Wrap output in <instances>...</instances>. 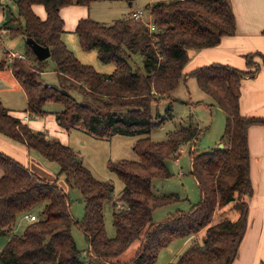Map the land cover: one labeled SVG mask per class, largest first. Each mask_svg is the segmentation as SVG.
Segmentation results:
<instances>
[{
	"label": "trees",
	"instance_id": "trees-1",
	"mask_svg": "<svg viewBox=\"0 0 264 264\" xmlns=\"http://www.w3.org/2000/svg\"><path fill=\"white\" fill-rule=\"evenodd\" d=\"M97 1L120 0H16L25 24L5 23L0 28L49 47L51 56L39 60L27 45V60H4L0 68L7 66L12 71L26 93L27 111L35 117L48 113L47 104H61L56 120L66 131L81 129L102 140L115 135L139 136L134 145L138 160L108 163L125 185L112 214L116 235L108 236L104 217L113 184L97 179L69 145L23 124L0 99V134L57 162L59 174L70 188L80 190L85 202L84 217L75 220L69 194L57 179L45 180L0 151V234L10 233L21 215L43 208L23 235H11L0 251V264H156L160 252L173 241L192 237L195 239L169 264H233L248 228L249 200L254 194L248 130L252 125H264V117L242 115L241 87L244 79L255 77L260 69L255 57L264 56L246 54V70L212 63L185 74L191 49L217 47L224 37L236 33L235 12L230 0L157 1L145 6L155 32L145 18L136 20L132 15L112 24L91 17L78 22L75 33L81 48L97 50L102 63L115 65L113 73H101L81 62L62 39L65 22L61 9ZM36 5L44 6L45 19L36 14ZM138 55L145 58L142 66L134 61ZM50 59L55 62L58 85L43 78ZM186 75L196 78L201 90L226 113L223 147L197 151L194 145L201 133L197 123L172 131L161 141L151 138L152 130L166 120V116H155L153 107L162 99L173 102ZM71 89L83 94L85 102L78 101ZM168 107L171 110V104ZM184 145L191 146V173L202 198L189 212L178 211L156 223L155 210L181 198L175 193L157 194L154 180L173 176L168 162L179 158ZM232 209L239 213L237 219L230 218ZM74 225L88 240L86 258L73 236ZM200 232L204 235L197 238ZM137 239L141 244L135 254L127 262L120 261Z\"/></svg>",
	"mask_w": 264,
	"mask_h": 264
},
{
	"label": "rangeland",
	"instance_id": "rangeland-1",
	"mask_svg": "<svg viewBox=\"0 0 264 264\" xmlns=\"http://www.w3.org/2000/svg\"><path fill=\"white\" fill-rule=\"evenodd\" d=\"M91 5L92 16L94 20L104 22L106 24H112L115 20L123 18L129 15L130 10H143L146 5V0H134L133 6L130 9L127 1L121 0L118 3L109 5V2L97 1ZM100 6L101 9H97ZM105 7V8H104ZM35 8L40 10L44 9L43 5H36ZM45 10V9H44ZM145 17L149 20V13ZM2 16V24L8 23L9 25H17L21 23L25 24V21L19 18V9L16 0H0V18ZM39 16V15H38ZM40 17V16H39ZM90 17V16H89ZM144 17V18H145ZM18 18V20H17ZM92 18V17H91ZM98 18V19H97ZM68 26L70 27V21L68 20ZM1 31V29H0ZM69 33V32H68ZM79 41V40H78ZM27 44L23 36L15 35L11 36L9 31L0 39V62L5 60L6 50H12L18 53H25ZM81 52L84 50L79 47ZM79 53V52H78ZM84 54H96L95 60H88L84 56L78 58L85 64L92 65L89 61H95L96 64L102 65L99 62L97 50L89 51ZM258 58V57H257ZM144 56L138 55L135 57V63L137 66H142L144 63ZM88 61V62H85ZM94 62V63H95ZM55 62L50 59L48 61V70L44 80L52 85H58L59 82L54 78L52 73H48L50 68L54 66ZM95 67V66H94ZM96 68V67H95ZM97 69V68H96ZM3 70L10 71L8 67ZM98 70V69H97ZM99 71V70H98ZM101 72V71H99ZM113 72V71H112ZM111 72V73H112ZM2 83L0 89V95H2L6 101L15 108L25 109V101L22 100L21 94L16 91H11V86L5 80ZM72 93L78 101L85 102L83 94L76 89H71ZM176 99L170 103L168 99H162L158 105L153 107V114L166 116L164 124L156 126L150 136L154 141H161L167 138L168 134L177 129L186 127L193 124H198L201 129V133L196 139L197 151H209L216 147H220L223 144L224 132L226 128V113L216 107L215 101L212 96L201 90L196 78L191 77L187 83H181L178 90L174 93ZM213 102L212 105H210ZM208 103V104H207ZM171 104V110H168ZM47 107L53 106L63 108L61 104H47ZM51 132L52 130L49 129ZM47 132V131H46ZM68 136L71 139L72 149L82 158L83 163L88 167L94 176L102 181H109L114 186V192L112 198L107 200L104 204V217L107 234L113 238L116 235V231L112 222V214L115 210L114 203H120L119 197L125 187L123 181L117 176L116 173L108 168L109 161L117 162L119 160H138V156L134 151V145L136 144L139 136H127V135H115L109 140L96 139L92 135L85 133L84 131L72 130ZM50 137V136H49ZM50 139H58L52 138ZM190 145H184L182 147L181 154L177 160H170L168 162L169 168L173 173V176L169 179H156L153 186L154 191L157 194H170L175 193L180 196V200L176 203H172L160 208H157L154 212L153 218L156 223H163L168 220L169 216L177 213L178 211L189 212L192 207L198 204L202 198L201 190L191 173V157H190ZM32 155L39 156V152L31 150ZM40 166L44 175L42 178L47 180L57 179V183L64 185V189L68 192L71 203V213L75 220H81L85 215V202L82 198V194L77 188H69L65 183V177L63 174H59L60 166L57 162L48 161L43 156H39ZM47 176V177H46ZM51 177V178H48ZM62 188V187H61ZM232 203L226 207L231 208ZM42 206L37 207L33 213L40 217L42 213ZM231 219H237L239 213L232 211L229 213ZM29 220L23 217H19L15 227L10 233L0 234V251L6 246L11 235H23L26 226L29 224ZM73 236L79 249L82 251V257L86 258L88 253V240L84 232L78 225H74L72 228ZM204 235L200 232L197 238H201ZM182 243V239L173 241L168 247L164 248L158 257L156 264H169L173 260H176L178 256L187 248V246L178 252V247ZM141 240H135L126 251L119 257L122 262H127L135 254L137 248L140 246Z\"/></svg>",
	"mask_w": 264,
	"mask_h": 264
},
{
	"label": "crops",
	"instance_id": "crops-1",
	"mask_svg": "<svg viewBox=\"0 0 264 264\" xmlns=\"http://www.w3.org/2000/svg\"><path fill=\"white\" fill-rule=\"evenodd\" d=\"M124 1H127L128 6H130L131 9L134 0ZM157 1L170 0H146V5L152 4ZM105 2H109V5H113L115 3H118L119 1ZM230 2L237 20L236 33L232 36L224 37L221 44L217 47L203 50L191 49L189 51L190 61L184 69L185 74H188L195 68L212 63L227 64L239 69L246 70L248 68L245 59L246 54L260 53L264 56V0H230ZM95 4H97V2ZM91 6L92 5H71L61 9V15L65 22V32L62 35V39L67 47L74 54H76L78 58L81 59L83 58L82 56H84L88 60H95L96 54H84L85 51L81 52L79 50L80 43L75 33L77 24L82 18L90 16L95 19V17L92 16ZM44 9L40 10L39 8L34 7L36 14L39 15L42 19L46 18V11ZM97 9H101L100 6H97ZM137 10L139 9L130 10L129 15H132L133 12ZM142 11L144 12V17L148 15L145 11V7ZM145 19L147 18L145 17ZM1 20L2 16L0 18V21ZM68 20L70 21V27L68 26ZM99 22H101V19ZM257 57H255L254 60L261 66L256 76L253 78L247 77L242 81L240 106L241 113L244 116L264 117V59L259 56ZM89 62H91L92 66H95L99 71H101V73L111 74V72L115 70V65L113 63H102L99 60L102 65H98L95 61ZM3 69L4 68H0V89H3L1 82H4L5 80L8 84H10L12 88L11 91H16L21 94L22 100L25 101L26 106L25 109L15 108L9 103H6L4 97L0 95L1 101L3 102L4 106L10 111V113L13 116L17 117L23 124L30 126L33 130L45 133L48 138H50L51 136L52 138H59L61 142L72 147L71 139L68 134L72 130L77 129L66 131L59 125L56 120L55 113L62 110V107L60 109L53 106H46L45 109L48 113L43 117H35L31 115L27 111L28 101L26 93L20 86L12 71H5ZM48 73H52L51 75H54V78L58 82H60V79L55 71V64L52 68H50V71ZM46 74L47 71L43 73V77H45ZM189 78L191 77L186 75V80H184L182 83L186 84ZM48 84L52 83L49 82ZM174 98L176 99V96H174ZM212 104L213 102L210 105ZM49 129H51L52 132ZM78 130L81 131V129ZM248 145L251 156L250 175L254 187V194L249 200L250 213L248 228L240 245L237 258L233 264H264V125H252L249 128ZM31 150L32 149H29L26 145L13 141L0 134L1 152L13 157L38 176L39 174L44 175V172H42V168L40 166V154L39 156H36V154L32 155ZM65 184L68 186L67 183ZM60 187L64 189V185L62 183L60 184ZM64 191L66 190L64 189ZM24 216L27 219L26 215ZM20 217H23V215H21ZM14 227L15 225L13 226V228ZM194 239L195 237L183 239L182 243L178 247V252L183 250Z\"/></svg>",
	"mask_w": 264,
	"mask_h": 264
},
{
	"label": "built area",
	"instance_id": "built-area-1",
	"mask_svg": "<svg viewBox=\"0 0 264 264\" xmlns=\"http://www.w3.org/2000/svg\"><path fill=\"white\" fill-rule=\"evenodd\" d=\"M132 16L136 19V20H141L144 19V12L142 10H137L135 12H133ZM147 24L149 25V28L151 30V32H155L156 31V27L154 26V24L152 23L151 18H149V20H147ZM0 39L2 38V36L4 34L7 33V30L4 28H0ZM14 59H21V60H27L28 57L26 55V53H18L12 50H6L5 52V61L7 63H11L13 62ZM119 208H123V205H118ZM27 219L32 222L37 220V215L36 214H27L26 215Z\"/></svg>",
	"mask_w": 264,
	"mask_h": 264
},
{
	"label": "water",
	"instance_id": "water-1",
	"mask_svg": "<svg viewBox=\"0 0 264 264\" xmlns=\"http://www.w3.org/2000/svg\"><path fill=\"white\" fill-rule=\"evenodd\" d=\"M27 45L31 46L33 52L37 56L39 60H45L50 58L51 56V50L49 47H44L40 44H38L36 41H34L32 38H27L26 40ZM224 144H221L220 147H223Z\"/></svg>",
	"mask_w": 264,
	"mask_h": 264
}]
</instances>
